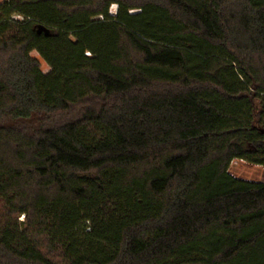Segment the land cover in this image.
Segmentation results:
<instances>
[{"label":"trees","instance_id":"16d2710c","mask_svg":"<svg viewBox=\"0 0 264 264\" xmlns=\"http://www.w3.org/2000/svg\"><path fill=\"white\" fill-rule=\"evenodd\" d=\"M236 159L264 166V0H0V264H264Z\"/></svg>","mask_w":264,"mask_h":264},{"label":"rangeland","instance_id":"374dc122","mask_svg":"<svg viewBox=\"0 0 264 264\" xmlns=\"http://www.w3.org/2000/svg\"><path fill=\"white\" fill-rule=\"evenodd\" d=\"M116 7H112V12L115 13ZM32 55L40 60L41 67L44 72L49 71V66L40 59L37 52H33ZM230 172L236 177L251 181H263L264 182V166L251 163L247 160L236 159L230 166Z\"/></svg>","mask_w":264,"mask_h":264},{"label":"water","instance_id":"95a60500","mask_svg":"<svg viewBox=\"0 0 264 264\" xmlns=\"http://www.w3.org/2000/svg\"><path fill=\"white\" fill-rule=\"evenodd\" d=\"M38 31H39V33L44 31L46 35H49V30L43 28L42 26L39 27Z\"/></svg>","mask_w":264,"mask_h":264},{"label":"clouds","instance_id":"9594fccd","mask_svg":"<svg viewBox=\"0 0 264 264\" xmlns=\"http://www.w3.org/2000/svg\"><path fill=\"white\" fill-rule=\"evenodd\" d=\"M14 18L15 19H23V17L22 16H19V15H14Z\"/></svg>","mask_w":264,"mask_h":264}]
</instances>
